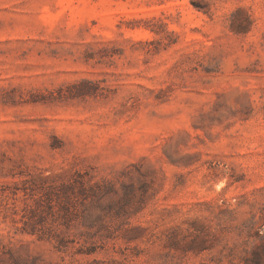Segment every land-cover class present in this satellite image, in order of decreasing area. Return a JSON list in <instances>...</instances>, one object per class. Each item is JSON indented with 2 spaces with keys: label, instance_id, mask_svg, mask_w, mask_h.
<instances>
[{
  "label": "rangeland",
  "instance_id": "374dc122",
  "mask_svg": "<svg viewBox=\"0 0 264 264\" xmlns=\"http://www.w3.org/2000/svg\"><path fill=\"white\" fill-rule=\"evenodd\" d=\"M0 264H264V0H0Z\"/></svg>",
  "mask_w": 264,
  "mask_h": 264
}]
</instances>
